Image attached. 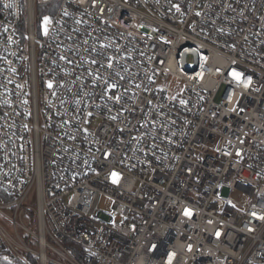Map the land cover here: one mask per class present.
I'll return each mask as SVG.
<instances>
[{
    "label": "built area",
    "instance_id": "built-area-1",
    "mask_svg": "<svg viewBox=\"0 0 264 264\" xmlns=\"http://www.w3.org/2000/svg\"><path fill=\"white\" fill-rule=\"evenodd\" d=\"M259 216L264 0H0V264H264Z\"/></svg>",
    "mask_w": 264,
    "mask_h": 264
},
{
    "label": "snow or ice",
    "instance_id": "snow-or-ice-1",
    "mask_svg": "<svg viewBox=\"0 0 264 264\" xmlns=\"http://www.w3.org/2000/svg\"><path fill=\"white\" fill-rule=\"evenodd\" d=\"M6 6L10 7L11 5H6ZM173 7L176 9L177 12L180 11V6H179V5L174 4ZM196 14H197V15H200L199 12H197ZM65 15H67V12H65ZM51 23H52V19H51V17H49V16H45V17H43V25H44V34H45V35L48 34V27H47V26H48L49 24H51ZM78 23H79V21H78ZM5 30H6V29H5ZM9 42H11V41H9ZM102 47H103V45H102ZM62 58H63V57H62ZM91 63L95 64V63H97V61H96V60H92ZM101 67H103V65H101ZM107 67H108L109 69L113 67V64H112V62H111V58H110V57L108 58ZM13 71H14V70H13ZM89 75H93V74H92L91 72H89ZM234 76H235V78H236L238 81L241 79V73H234ZM95 79H96L97 81H99V80L102 79V77L99 76V75H96ZM121 79H123V77H121ZM249 82H250V80H249ZM104 84H105V91H106V92H107V91L114 90V89L117 88V85H116V84H110V83H108L107 80L104 81ZM48 86L51 88V87H52V84L49 83ZM136 87L139 88L140 85H136ZM108 98H109V99L114 98L117 102H119L120 99H121L120 96H114V97L110 96V97H108ZM173 99H174V98H173ZM77 103H79V100H77ZM149 103H150V101H149ZM180 103H181V104H184V103H186V102L182 100V101H180ZM89 115H91V113H89ZM112 119H116V117H112ZM226 154H227V153H226ZM237 155L239 156V155H241V153H240V152H237ZM112 178H113V183H118V182H119V178H120V177H119V175H118L117 173L113 172V173H112ZM229 203H230V202H229ZM233 207H235V205H233ZM252 215L256 216V212L253 211ZM257 218H258V219H262V220H264V216H259V217H257ZM217 235H219V233H217ZM9 264H11L10 261H9ZM169 264H171V262H169Z\"/></svg>",
    "mask_w": 264,
    "mask_h": 264
},
{
    "label": "rangeland",
    "instance_id": "rangeland-1",
    "mask_svg": "<svg viewBox=\"0 0 264 264\" xmlns=\"http://www.w3.org/2000/svg\"><path fill=\"white\" fill-rule=\"evenodd\" d=\"M111 207H112V202L108 199H102V201L100 202V208L101 209H105V210H111ZM25 258H28L29 260H31L34 264H37L38 263V258L35 257V256H28V257H24ZM35 259V261H34ZM17 261L21 262V263H24V261L21 259V258H17L16 259ZM10 261V259H9ZM9 263V262H8ZM7 262L4 263V264H8Z\"/></svg>",
    "mask_w": 264,
    "mask_h": 264
},
{
    "label": "trees",
    "instance_id": "trees-1",
    "mask_svg": "<svg viewBox=\"0 0 264 264\" xmlns=\"http://www.w3.org/2000/svg\"><path fill=\"white\" fill-rule=\"evenodd\" d=\"M34 261H35V259H34ZM10 262H11V264H24V263H21V262L17 261L16 259H13L11 257H10ZM2 264H4V263H2Z\"/></svg>",
    "mask_w": 264,
    "mask_h": 264
}]
</instances>
